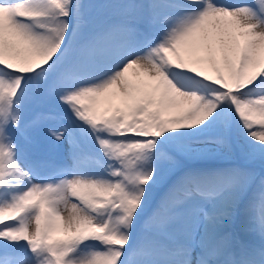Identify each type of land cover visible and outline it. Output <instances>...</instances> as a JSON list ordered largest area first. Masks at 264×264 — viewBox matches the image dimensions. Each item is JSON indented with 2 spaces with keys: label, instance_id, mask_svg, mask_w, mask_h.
<instances>
[{
  "label": "snow or ice",
  "instance_id": "6c2138e0",
  "mask_svg": "<svg viewBox=\"0 0 264 264\" xmlns=\"http://www.w3.org/2000/svg\"><path fill=\"white\" fill-rule=\"evenodd\" d=\"M0 264H264V0H0Z\"/></svg>",
  "mask_w": 264,
  "mask_h": 264
},
{
  "label": "rangeland",
  "instance_id": "374dc122",
  "mask_svg": "<svg viewBox=\"0 0 264 264\" xmlns=\"http://www.w3.org/2000/svg\"><path fill=\"white\" fill-rule=\"evenodd\" d=\"M242 2H243V0H241ZM221 2H225V1H221ZM48 146H45V148H47ZM225 162H226V160H225ZM225 165H227V163L225 164ZM256 239H258V237H255Z\"/></svg>",
  "mask_w": 264,
  "mask_h": 264
}]
</instances>
